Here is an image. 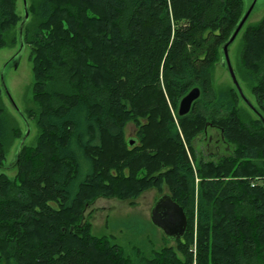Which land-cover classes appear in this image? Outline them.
I'll list each match as a JSON object with an SVG mask.
<instances>
[{"label":"trees","instance_id":"trees-1","mask_svg":"<svg viewBox=\"0 0 264 264\" xmlns=\"http://www.w3.org/2000/svg\"><path fill=\"white\" fill-rule=\"evenodd\" d=\"M27 4L23 40L35 53L41 132L19 148L15 177L0 173V264H264V123L243 120L235 86L217 90L212 74L245 1ZM23 17L16 0H0V47L15 26L19 43ZM244 28L239 59L264 114V17ZM196 86L200 97L179 116ZM2 93L0 83V169L9 141L25 133L11 125ZM209 125L236 153L195 167L191 141ZM166 180L187 216L177 248L144 256L80 242L84 210L98 196L136 198Z\"/></svg>","mask_w":264,"mask_h":264},{"label":"rangeland","instance_id":"rangeland-1","mask_svg":"<svg viewBox=\"0 0 264 264\" xmlns=\"http://www.w3.org/2000/svg\"><path fill=\"white\" fill-rule=\"evenodd\" d=\"M244 1L246 7L248 0ZM16 6L17 12L22 16V0H16ZM263 17L264 0H257L256 8L248 18L244 27L246 28L248 25L256 24ZM17 29L18 27L15 26L6 33V44L0 47V78L4 64L15 55L19 47V43L17 40L15 41ZM242 34L243 32L239 34L231 45L229 50L230 57L243 90L249 99L253 103H256L252 91L253 84L250 82L248 75L244 73L239 59L242 47ZM34 55L35 53L31 46L26 44L23 54L19 62H17V66L12 65L3 72L6 85L15 103L29 117L30 133L26 139V146L28 147L36 145L41 132L37 124V112L34 114L37 107L33 94L35 82ZM220 61L219 55L218 59L212 65L213 82L217 90L226 91L233 86V83L227 69L221 65ZM2 105L5 108V113L11 125L16 126L22 135L26 131L25 121L10 103L4 92L2 93ZM238 108L243 120L249 121V119L255 117L254 113L241 100L238 102ZM125 125V135L128 138H133L137 130L136 122L132 118H128ZM19 141L20 137L13 138L9 141L3 161L4 168L0 169V173L6 174L11 179L15 177L18 171L17 166L14 164V159ZM191 143L196 155V158L193 160L195 167H197L199 162H218L223 156L233 157L236 153L235 144L225 140L221 131L210 125L201 134L194 137ZM196 183H198V180H196ZM171 190L166 180L159 186L149 185L136 198L122 199L116 196H98L84 210L83 223H86V225L85 227L79 228L80 242L87 245L93 244L99 246L106 251H111L112 245H115L123 249L127 254H134L133 252L137 248L144 256H151L153 251L166 246L175 248V241L169 240L163 231L155 226L151 220V209L156 200L159 196L164 193H169ZM196 219L195 215L193 227L195 243L198 229ZM177 255L183 258L180 250H177Z\"/></svg>","mask_w":264,"mask_h":264},{"label":"water","instance_id":"water-1","mask_svg":"<svg viewBox=\"0 0 264 264\" xmlns=\"http://www.w3.org/2000/svg\"><path fill=\"white\" fill-rule=\"evenodd\" d=\"M23 2V9H24V17L19 25V47L15 53V55L10 58L3 67V72H5L9 67L12 65L17 66V62H19L23 50L25 48L24 40H23V29L25 22L29 17L28 11V4L27 0H22ZM257 0H248V5L245 7L244 13L242 14L241 18L239 19L238 23L236 24L235 28L233 29L229 38L223 43L221 47V65L227 69L230 78L232 80L233 85L235 86L236 90L239 93L240 98L242 101L247 105V107L264 123V114L259 110V108L253 103L251 99L246 95L243 87L237 77L235 68L232 64L231 57H230V47L236 38L241 33L243 27L247 23L248 18L253 13L256 8ZM15 61V63H14ZM2 72L0 83L3 88V92L8 97L10 103L16 109L18 114L24 119L26 125V131L23 137L20 139L17 149H16V157L19 154V148L25 143L29 133H30V125L29 121L23 114L17 104L15 103L5 81L4 73ZM201 90L199 87H193L190 89L179 101L178 104V115L183 116L186 115L192 108L193 103L200 97ZM133 142H131L132 144ZM151 220L152 223L160 228L163 233L170 239V240H177L183 237L187 227V216L185 214L184 208L176 202L169 193H164L156 200L154 206L151 209Z\"/></svg>","mask_w":264,"mask_h":264}]
</instances>
